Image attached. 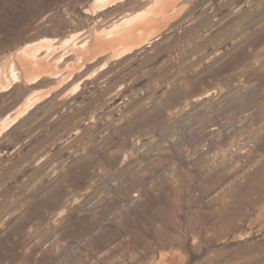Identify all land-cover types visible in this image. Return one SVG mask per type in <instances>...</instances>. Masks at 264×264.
<instances>
[{
    "label": "rangeland",
    "instance_id": "obj_1",
    "mask_svg": "<svg viewBox=\"0 0 264 264\" xmlns=\"http://www.w3.org/2000/svg\"><path fill=\"white\" fill-rule=\"evenodd\" d=\"M92 1L0 0V64L149 3ZM182 2L0 136V264H264V0ZM54 82L0 92V120Z\"/></svg>",
    "mask_w": 264,
    "mask_h": 264
},
{
    "label": "bare ground",
    "instance_id": "obj_2",
    "mask_svg": "<svg viewBox=\"0 0 264 264\" xmlns=\"http://www.w3.org/2000/svg\"><path fill=\"white\" fill-rule=\"evenodd\" d=\"M122 1L125 0H93L87 10L95 14ZM182 1L149 0L143 9L115 19L108 27L93 30L81 41H77L75 35L59 41L46 38L10 54L0 64V92L18 82L31 85L46 77L55 79V82L50 89L31 93L16 111L1 119L0 136L51 91L62 88L76 73L83 72L88 64L99 62L93 69L95 73L110 61L151 43L184 8ZM70 55L74 56L73 59L65 61ZM63 62L65 65L61 66Z\"/></svg>",
    "mask_w": 264,
    "mask_h": 264
},
{
    "label": "water",
    "instance_id": "obj_3",
    "mask_svg": "<svg viewBox=\"0 0 264 264\" xmlns=\"http://www.w3.org/2000/svg\"><path fill=\"white\" fill-rule=\"evenodd\" d=\"M159 37H160V36H159ZM159 37H158V38H159ZM158 38H156V39H158ZM152 42H153V41H152Z\"/></svg>",
    "mask_w": 264,
    "mask_h": 264
}]
</instances>
